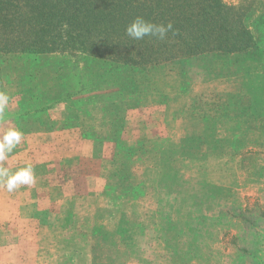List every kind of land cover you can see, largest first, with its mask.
Instances as JSON below:
<instances>
[{"label": "rangeland", "instance_id": "1", "mask_svg": "<svg viewBox=\"0 0 264 264\" xmlns=\"http://www.w3.org/2000/svg\"><path fill=\"white\" fill-rule=\"evenodd\" d=\"M222 3L264 10V0ZM78 56L80 67L65 62L66 70L54 56L50 61L39 57L33 61L32 57L25 62L21 61L24 57L15 60L7 56L12 63L0 64V79L17 80L14 87L0 85V91L10 98L7 109L15 112L21 108L15 105L20 92L23 98L28 96L25 91L39 96L52 86L60 88L56 97L76 96L79 103L84 99L92 107L109 110L113 117L117 105L111 106L112 102L122 100L121 77L111 79L108 75L99 80L106 68L96 66L99 73L95 80L74 92L75 71L94 72L83 56ZM181 65H164L147 71L149 75H136L134 93H138L140 105L132 108V98L122 104L120 138L113 137L111 126L108 130L99 127L95 119L86 124L77 118L76 127L81 125L78 133L71 131L68 121L61 122L64 129L56 132L53 121L71 107L50 109L52 119L46 112L36 129L32 130L31 124L21 143L0 162L12 172L31 164L35 174L33 185H21L13 192L0 187V264H264V118H247L251 129L244 127L239 137L225 128L217 129L214 136L211 124H206V145L200 150L197 145H187L182 136L189 133L190 123L178 114L182 101L170 96L171 88L181 87L177 76ZM199 65L189 71L192 94L214 91L227 96L247 81L241 73L236 84L208 82L199 79L206 70ZM249 73L252 78L257 76L262 89L261 58L250 63ZM162 88L168 93V108L155 102V91ZM261 103L253 104L251 110L264 112V95ZM46 109L41 107V113ZM176 110L174 117H179L173 120ZM10 117L3 115L0 125ZM17 125L15 119L12 126ZM159 138L165 153L161 160L152 155L153 141ZM139 142L147 145L145 162L128 152ZM81 157L96 163L81 161ZM137 222L145 231H136L134 238L130 235L123 243L119 227L131 223V228Z\"/></svg>", "mask_w": 264, "mask_h": 264}, {"label": "trees", "instance_id": "2", "mask_svg": "<svg viewBox=\"0 0 264 264\" xmlns=\"http://www.w3.org/2000/svg\"><path fill=\"white\" fill-rule=\"evenodd\" d=\"M254 12L250 5L227 6L222 0H0V64L7 66L12 63L7 57L11 55L15 60L24 57L21 58L23 62L32 57L33 61H38V57L49 59L54 56L64 68L67 67L66 63L79 68L76 60L79 58L77 54H80L94 72L88 75L85 71H75L72 81L77 87L71 83L74 92L95 80L99 73L96 66L99 69L105 67L99 74L102 78L99 80L104 81L108 75L111 79L121 77L118 85L122 100L112 102L111 106L117 105L113 117L109 116V110H102L104 116L101 124L107 130L111 126L113 137L119 138L123 130L119 123L123 121V116L119 115L122 104L132 98V108L140 105L138 93H134V90L137 91L136 75L164 65L182 64L177 71L181 87L171 88L170 96L182 101L178 114L190 123L189 133L182 138L187 145H197L200 150L202 144L206 145L203 137L206 124H211L214 136L217 129L225 128L229 133L237 132L236 137H239L244 127L245 130L251 129L247 125V118H264L260 108L253 107L251 110L253 104L263 101L264 95V87H259L257 76L252 78L249 73L252 61L259 62L260 58L264 61V10ZM137 16L156 24L171 22L176 34L169 32L163 41L153 37L131 40L125 33V27ZM199 64L206 69L203 72L205 76L199 79L236 84L242 73L247 81L240 82L236 87L238 90H233L227 96H219L214 91L213 94H192L189 71ZM169 72L172 77L175 75ZM30 76L27 77L32 78ZM16 81L0 79V85L5 87L6 83L8 87H14ZM249 84L255 88L249 87ZM164 89L155 91V102L168 108V93ZM25 92L28 96L23 105L27 107V114H32L33 110L40 111L31 104L36 94ZM21 93L15 100H22ZM71 96L68 95L65 100ZM24 107L19 109L20 113ZM176 114L177 110L172 117ZM22 116H28L25 110ZM160 141V138L153 141L155 150L152 154L158 156L159 160L165 158ZM216 144L214 140V152ZM146 149L147 145L139 142L128 152L137 161L145 162L148 157ZM130 224L127 228L119 227L123 243L130 239V235L134 238L136 231H145L139 222L131 225V228Z\"/></svg>", "mask_w": 264, "mask_h": 264}, {"label": "crops", "instance_id": "3", "mask_svg": "<svg viewBox=\"0 0 264 264\" xmlns=\"http://www.w3.org/2000/svg\"><path fill=\"white\" fill-rule=\"evenodd\" d=\"M23 88H26V85H22ZM50 87V86H49ZM60 88H52V86L50 87L49 90H47L45 93L37 96L35 95V98H33V100H31V104L38 109L42 108H47L45 111L42 112L41 111H35L33 110V113L27 114V110L24 108L21 113L24 114V110H25V114L28 116H22V114L19 112V109L21 108H16L17 111L15 112H10L11 110L7 109L6 110V115L7 116H11L10 119H8L6 122L2 123V126L0 125V133L1 131L5 132L6 130H8L9 128H17L19 130H21L23 133H26L27 131L31 130V124H33V129H36V123H41V120H43L44 117H46V115L48 114L50 116V118L52 119V114L49 112V110L57 108V107H63V109H65L66 107H71V109L68 111H63V113L60 114V116H58L56 118V120H54L53 122H55L56 124V132H61L59 131L60 129H64L63 126H61V122L65 123H70V129L71 131H73V133H78V130L80 129L81 125L76 127V120L77 118H79L81 120V118H83V122H85L86 124L90 121H93L95 119V124L99 125V127L102 126L101 122L103 120L102 116H104L102 114V109H99V107H92L93 104L91 102H85V100L83 99V101H81V103H79V101H77L76 96H71L70 98H68L67 100L62 99V94H58V96H55V93L59 91ZM25 99L23 98L22 100H16L15 105L16 106H21L24 107L23 104H25ZM14 100V99H13ZM11 104H9L10 106ZM8 106V107H9ZM88 108H91V110L93 109V111H88ZM98 110V111H97ZM47 112V114H46ZM92 115L98 118H92ZM108 115V114H107ZM3 116H0V120L2 119ZM13 117V118H12ZM12 118L13 122H10ZM17 119V122L20 125H17L16 127L12 126V124L14 123V120ZM29 121V124H26V122ZM75 122V123H74ZM38 128V127H37ZM80 143L88 145L86 142L84 141H80ZM40 143L37 142V147H40ZM81 161H86L87 163H96L95 159L89 158V157H81L80 158ZM88 190H86L87 192ZM77 193V192H76ZM82 194V192H81Z\"/></svg>", "mask_w": 264, "mask_h": 264}, {"label": "clouds", "instance_id": "4", "mask_svg": "<svg viewBox=\"0 0 264 264\" xmlns=\"http://www.w3.org/2000/svg\"><path fill=\"white\" fill-rule=\"evenodd\" d=\"M175 35L173 24H156L145 20L142 16L135 17L126 27V35L134 41L143 40L145 37H153L157 40H165L168 33ZM9 95L0 91V116L6 115L9 106ZM23 132L17 128H9L0 136V162L7 159L8 155L21 143ZM35 183L34 169L31 164L19 168L14 172L7 167L0 166V187L13 192L21 185H33Z\"/></svg>", "mask_w": 264, "mask_h": 264}]
</instances>
